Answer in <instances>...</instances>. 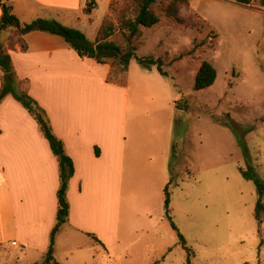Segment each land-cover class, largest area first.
Returning <instances> with one entry per match:
<instances>
[{"label": "rangeland", "instance_id": "1", "mask_svg": "<svg viewBox=\"0 0 264 264\" xmlns=\"http://www.w3.org/2000/svg\"><path fill=\"white\" fill-rule=\"evenodd\" d=\"M124 1L112 0L106 18L115 20L113 9ZM105 10L101 2L95 23L85 26L90 40ZM181 17L195 29L164 20L144 31L137 52L139 58L163 57L169 77L134 59L124 91L129 134L141 136L148 126L155 135L152 152L164 157L148 176L141 174L144 188L125 184L121 242L105 251L63 232L54 252L59 264H187L166 218L169 184L170 215L192 264H264V214L262 224L254 216L257 187L240 172L264 182V8L259 0L248 6L191 0ZM201 60L218 76L210 89L195 91ZM43 257L13 244L0 249V264H42Z\"/></svg>", "mask_w": 264, "mask_h": 264}, {"label": "crops", "instance_id": "2", "mask_svg": "<svg viewBox=\"0 0 264 264\" xmlns=\"http://www.w3.org/2000/svg\"><path fill=\"white\" fill-rule=\"evenodd\" d=\"M5 2L23 25L36 19L56 20L85 35V26L95 23V12L103 2L105 17L96 25L91 40L95 41L112 0ZM91 2L95 10L86 16L84 10ZM1 16L0 7V20ZM25 41L26 52L19 46L10 51L13 66L21 80H29V95L47 113L75 166L67 195L69 222L57 238L63 232L83 238L93 234L111 249L121 242L125 184L128 181V189L144 188L141 174L155 170L164 152H152L155 135L148 126L141 136L129 134L127 85L107 83L108 65L81 59L58 36L32 32ZM0 130V249L16 243L45 255L58 208V161L37 122L11 96L0 106Z\"/></svg>", "mask_w": 264, "mask_h": 264}, {"label": "trees", "instance_id": "3", "mask_svg": "<svg viewBox=\"0 0 264 264\" xmlns=\"http://www.w3.org/2000/svg\"><path fill=\"white\" fill-rule=\"evenodd\" d=\"M228 1L248 6L254 0ZM190 5L191 0H125L121 7L113 9L115 20L104 19L95 41H91L82 31L64 26L56 20L36 19L23 25L15 15L13 7L8 5L5 0H0L2 10L0 20V106L7 97H13L37 122L41 136L48 141L59 165L60 185L57 192L56 222L51 231L48 250L44 255L42 264H59L54 257L56 238L61 229L69 222L70 204L67 195L70 182L75 175V166L66 152L63 141L55 135L47 113L29 95V80H21L18 77L10 51L19 46L23 52H26L28 47L25 36L32 32H43L62 38L81 59H90L99 65H108L110 67L106 80L108 84L125 87L127 85V74L134 59L144 68L151 70L156 67L161 76L169 77L164 70L163 57L139 58L137 52L142 46L141 41L144 31L153 29L164 20H172L179 26H190L195 29L193 24L181 17L182 11L190 8ZM95 6L94 2L87 4L84 14L90 16L95 10ZM259 6L264 8V0H259ZM110 9L112 10V4ZM5 34L7 35L6 43L4 42ZM217 76L218 73L215 67L210 62L201 60L195 78V91L210 89L215 84ZM0 134H2L1 130ZM176 149L177 145L175 143L173 146L174 159L178 158ZM96 155L100 156L98 149H96ZM240 172L245 179L253 181L257 187L258 201L254 216L262 224L264 182L260 181L251 171L240 169ZM169 187L170 184L164 189L166 218L172 229L177 233L183 250L188 254L187 264H192V252L170 215L171 194ZM87 236L95 245L107 250L97 236L93 234H87Z\"/></svg>", "mask_w": 264, "mask_h": 264}, {"label": "built area", "instance_id": "4", "mask_svg": "<svg viewBox=\"0 0 264 264\" xmlns=\"http://www.w3.org/2000/svg\"><path fill=\"white\" fill-rule=\"evenodd\" d=\"M13 245L16 246V243H14Z\"/></svg>", "mask_w": 264, "mask_h": 264}]
</instances>
